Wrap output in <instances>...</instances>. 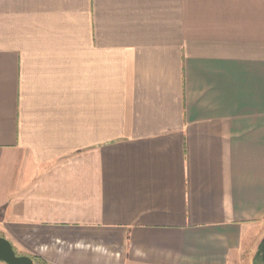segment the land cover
<instances>
[{
  "label": "crops",
  "instance_id": "0c3cea01",
  "mask_svg": "<svg viewBox=\"0 0 264 264\" xmlns=\"http://www.w3.org/2000/svg\"><path fill=\"white\" fill-rule=\"evenodd\" d=\"M0 234L45 264H254L264 0H0Z\"/></svg>",
  "mask_w": 264,
  "mask_h": 264
},
{
  "label": "water",
  "instance_id": "95a60500",
  "mask_svg": "<svg viewBox=\"0 0 264 264\" xmlns=\"http://www.w3.org/2000/svg\"><path fill=\"white\" fill-rule=\"evenodd\" d=\"M0 262L4 264H36L30 256L19 255L12 243L0 234Z\"/></svg>",
  "mask_w": 264,
  "mask_h": 264
},
{
  "label": "trees",
  "instance_id": "16d2710c",
  "mask_svg": "<svg viewBox=\"0 0 264 264\" xmlns=\"http://www.w3.org/2000/svg\"><path fill=\"white\" fill-rule=\"evenodd\" d=\"M254 264H264V239L259 245L258 252L255 256Z\"/></svg>",
  "mask_w": 264,
  "mask_h": 264
},
{
  "label": "rangeland",
  "instance_id": "374dc122",
  "mask_svg": "<svg viewBox=\"0 0 264 264\" xmlns=\"http://www.w3.org/2000/svg\"><path fill=\"white\" fill-rule=\"evenodd\" d=\"M34 260H35V263L36 264H45L43 261H41L40 259H37V258H34ZM0 264H4V263H1L0 262Z\"/></svg>",
  "mask_w": 264,
  "mask_h": 264
}]
</instances>
